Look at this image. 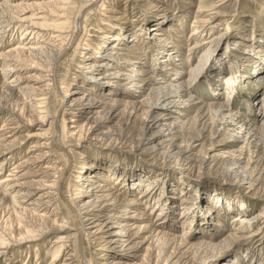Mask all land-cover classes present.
Segmentation results:
<instances>
[{
    "label": "bare ground",
    "instance_id": "obj_1",
    "mask_svg": "<svg viewBox=\"0 0 264 264\" xmlns=\"http://www.w3.org/2000/svg\"><path fill=\"white\" fill-rule=\"evenodd\" d=\"M13 1L15 0H0V43L6 33L14 29L13 24L19 21V6L13 5ZM124 1L47 2L43 5L47 9V15L57 11L59 21L54 26L30 23L29 28L19 32L18 42L7 52L34 63L41 74L29 76L32 85L28 94L12 78L11 71L14 68L5 67L0 74L1 89L12 96L18 92L22 107L19 109V104L12 105L13 112L0 129V159H3L0 163V197H10L13 200L11 215L16 226L14 222L12 226L16 228L18 239H39L52 230L65 231L67 234V237L57 243L58 246H54L52 253L41 249L34 255H30L29 251L23 252L12 259V264H137L135 261L138 259L139 264H189L200 250L208 251L209 248L216 247L210 246L203 239L187 242V235L184 233L175 235L167 229H160L167 225L165 210L168 208L166 209V204L163 207L160 194L158 198L155 193L161 185L158 178L148 183V179L144 178L133 180L129 185V181L126 182L121 176V168L110 169L108 172L99 169L94 171L98 165L92 161H80L82 158L75 151L80 147L81 137L77 134L82 129H87L91 134L97 132L110 135V128L104 131V127L111 120L117 118V123L121 124L122 121L125 126H129L136 122L139 115L144 117L141 127L143 131L157 129L155 131L158 133H153L146 140L145 150L158 149L160 144H155V137L172 131L174 124L166 125L163 121L174 114V108L181 107L180 101L185 104L181 99L191 88L196 68L190 66L187 72L183 71L187 77L180 78L176 83H166L154 88L152 86L157 83V79L153 66L161 60L165 63V60L177 55L181 56V62L184 60V53H180L184 50L187 53L192 51L188 55L190 58L198 49L206 48L202 58L212 51L211 46L216 41L213 35L221 25L212 22L220 17L217 11L219 6L214 0H181L177 3L182 9L190 7L188 5H193L194 1L199 3L189 29L185 20L190 14H176L173 20L168 17V9L162 7L168 0H130L127 11ZM138 8L154 12L145 16L146 19L144 16L140 17L145 20L146 25L151 26V30L148 29L149 36L151 34L155 41H160L161 48L155 47L156 43L152 46L146 41L147 28L144 25H140L134 31L135 35L130 36L129 29L134 27L131 14H139ZM71 12L72 18H68ZM36 19L44 18L40 16ZM110 20L113 25L109 23ZM244 23H241L242 26ZM98 24L105 30L101 28L103 31L98 33V41L92 43L93 36L89 33L95 32L94 27ZM224 24L226 29H231L232 22L225 20ZM242 26L239 23L238 30ZM110 30H115V34L110 35ZM261 38L264 39L263 36ZM168 44L171 46L168 47ZM258 44L260 53V49L264 50V40ZM68 51L71 54L66 59ZM2 57L0 54V59ZM141 59L146 66L136 69ZM176 61L174 58L173 67L169 71L174 70ZM64 65L65 70L69 67V71L59 74ZM71 66L78 69L77 74H71ZM113 70L116 71L112 72ZM111 75L113 78H110ZM232 82V76L227 77V83L233 85ZM76 85L77 89L71 96V87ZM134 89L137 90L135 93L141 95L132 96ZM232 92L233 90L230 94ZM103 93L114 96L104 100ZM123 94L130 98H120L119 95ZM226 107L225 104L210 106L216 113L226 110ZM38 121L43 127L48 126L41 134L51 135L48 139H33L20 158L17 149L23 141L36 137L28 135L22 128ZM240 128L245 127L243 125ZM252 131V125L245 130L248 135L253 134ZM50 147L56 149V153L60 152L54 156L58 157L57 160L51 163L49 156L54 150ZM168 152L176 160H183L181 150ZM62 154L66 157L64 163L61 162ZM12 162L15 164L10 167ZM24 169L26 171L22 173ZM27 177L32 180H27ZM117 183L120 186L117 187ZM128 192L135 195L126 199L125 194ZM144 208H149V212ZM182 210L184 211L176 223L187 228V211ZM212 213L211 209L207 210V215ZM59 218H63V223L57 222ZM253 219L256 218L236 216L232 222L238 223L235 230L237 232L228 235L223 246L240 238V228L252 223ZM216 225L222 224L218 221ZM0 245V255H5L10 243L3 242ZM144 245L147 254L140 258L139 253ZM217 251L211 253V257L216 256Z\"/></svg>",
    "mask_w": 264,
    "mask_h": 264
},
{
    "label": "rangeland",
    "instance_id": "obj_2",
    "mask_svg": "<svg viewBox=\"0 0 264 264\" xmlns=\"http://www.w3.org/2000/svg\"><path fill=\"white\" fill-rule=\"evenodd\" d=\"M50 1L54 0L13 1V5L19 6L18 14L21 13L17 16L19 21L13 24L14 29L9 30L0 43V54L3 56L0 59V74L5 67L14 68V71H11L12 78L18 82L21 89L26 91V94L32 85L31 80L28 79L29 76L34 73L40 75L41 71L34 63L24 58H16L15 55L7 52L18 42L19 32L29 28L30 23L54 26L59 21V12L55 11L47 15V9L43 5ZM168 1L162 7L165 6L168 9V17L171 20L179 14H190L187 21L185 20L187 29H189L193 22V13L199 4L198 1H194L193 5H188L190 7H186L187 9H182L177 5L181 0ZM214 2L219 6L217 11L220 17L212 22L221 25L216 28L213 35L216 41L211 46L212 51L201 58L206 48H200L188 58L192 51L187 53L184 50L180 53L181 55L184 53V60L182 59L181 62V56L177 55L178 57L165 60V63L161 60L153 66V73L157 79V83L152 86L154 88L164 86L166 83H176L180 78L187 77L182 73L183 71L187 72L190 66L196 68L191 88L181 99L185 104L183 105L180 101L182 108H174V114L163 121L166 125L174 124L172 131L160 133L155 137V144L158 146L160 144L159 148L145 150L146 140L151 138L157 129L143 131L141 127L144 117L139 115L136 122L129 126H125L122 121L121 124L117 123V118L111 120L104 127L106 129L104 131L110 128V135H101L97 132L91 134L87 129H82L77 134L81 137H79L80 141L78 140L80 147L75 151L80 154L82 158L80 161H92L98 165L94 171L99 169L108 172L107 170L110 169L121 168V176L126 182L129 181L128 184L133 180L144 178L148 179L146 181L148 183L158 178L161 185L155 193L157 197L160 194L161 204L163 207L166 204V209L168 208L165 210L167 225L160 229H167L175 235L184 233L187 235V242L203 239L210 246H216L214 249L209 248L208 251L200 250L196 258L189 261V264H264V125H262L264 122V50L260 49L258 53V42L261 43L264 40L261 38L264 37V0H214ZM129 3H131L130 0L124 1L126 11ZM138 9L139 14H131L134 27L132 26V30L129 29L130 36L135 35L134 31L140 25H144L147 28L146 41L152 46L156 43L155 47L161 48L160 41H155L151 34L149 36L148 29L151 30V26L146 25L145 20L140 17L141 15L145 18L154 12H145L147 8ZM132 12L133 10L130 13ZM72 14V12L69 13L67 17L72 18ZM40 16L44 19H36ZM223 16L225 18H222ZM225 20L232 22L231 29L224 27L226 26ZM242 22H245L243 26ZM109 23L114 24L111 20ZM239 23L243 27L240 30H238ZM101 28L104 29L98 24L94 27L95 32L90 31L89 34L93 36L92 43L98 41L97 38L100 35L98 33L103 31ZM110 31V35L115 34V30ZM170 46L168 44V47ZM68 53L66 59L69 58L71 51ZM174 58L177 59L175 62L177 65L174 66V70L169 71V68L173 67ZM139 62L140 65L136 69L146 66L142 59ZM65 68L66 65L62 66L59 74L65 73L66 70L69 71V67L66 70ZM70 68L71 74H77L78 69L75 66ZM230 76L234 80L231 83L233 85L227 83V77ZM108 78L107 80H115V78ZM110 78H113V75ZM77 85L71 87V93L75 88L77 89ZM215 90L217 92H214ZM136 91L134 89V92H131L132 96L141 95L135 93ZM71 93L72 96L74 93ZM112 96L114 95L103 93L102 98L108 100ZM119 96L122 99L130 98L124 94ZM20 104L18 92L12 96L0 87V129L6 118L10 117L13 112L12 105H18L20 109L22 108ZM212 104H225L227 109L216 113L214 108H210ZM58 122L60 123V119ZM243 125L245 128H240ZM250 125H252L254 135H248L245 132ZM47 128L48 126L43 127L40 121L24 126L22 130L25 133L36 137L23 141L17 149V155L24 156L27 147L37 138L48 139L50 133L42 135L43 130ZM50 148L54 150L49 156L51 163L57 160L58 157L54 156L60 152L56 153V149ZM177 150L183 153L181 161L168 154V151L174 153ZM62 158L61 162L64 163L65 155L62 154ZM2 160L0 159V163ZM14 164L15 162H12L10 167ZM25 171L26 169L22 173ZM27 180L32 179L27 177ZM116 186L120 185L117 183ZM125 188H128L127 185ZM133 195L135 194L128 192L125 197L127 199ZM12 201L10 197L5 199L0 197V244L10 243L7 253L0 255V264H12V259L17 258L23 252L29 251L30 255H34L41 249L43 252L47 250L46 252L52 253L58 246L57 243L67 237L65 231L52 230L39 239H18L14 227L16 222L11 215ZM144 209L149 212V208ZM182 209L187 211V228L176 223L184 211ZM208 209L213 211L212 215H207ZM236 216L256 219L240 228V238L228 246H223L228 235L237 232L235 230L238 223L232 222ZM154 218L152 215V219ZM62 220L63 218H59L57 222L63 223ZM218 221L222 224L221 226L216 225ZM143 247L139 253L140 258L147 254L146 245ZM215 250H218V253L211 257V253H216ZM139 260L134 261L139 264Z\"/></svg>",
    "mask_w": 264,
    "mask_h": 264
}]
</instances>
